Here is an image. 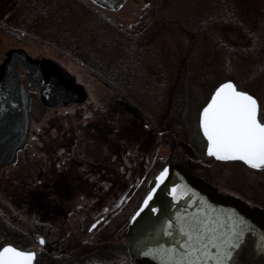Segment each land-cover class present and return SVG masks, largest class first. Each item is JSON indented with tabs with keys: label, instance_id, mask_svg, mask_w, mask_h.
Segmentation results:
<instances>
[{
	"label": "rangeland",
	"instance_id": "obj_1",
	"mask_svg": "<svg viewBox=\"0 0 264 264\" xmlns=\"http://www.w3.org/2000/svg\"><path fill=\"white\" fill-rule=\"evenodd\" d=\"M151 1L160 6L159 11L145 18L154 20L152 52L134 71L129 86L133 88L124 96L129 106L118 102V94L110 88L111 84L84 66L80 59H72L42 38L28 34L15 36L0 28V64L10 49L24 48L36 59L54 62L85 95L80 102L51 107L43 103L39 90H30L32 118L28 143L18 153L17 162L3 168L0 176V214L16 228L7 231L0 222V245L13 236H22L40 253L37 239L43 236L51 248L41 252L37 264H71L65 257L84 258L90 264H136L128 253L125 239L123 242L127 221L149 179L162 162L169 161L185 164L221 190L264 208V168L253 169L239 160L214 159L205 153L201 138L197 139L200 137L199 111L218 84L216 77L224 74V69L221 51L215 55L210 53L211 63L190 53L193 48L197 49L190 33L192 25L187 21L193 0H126L117 10L96 7L129 27L140 21ZM198 1L206 4L211 0ZM243 1L247 10L244 14H249L252 5H264L262 0ZM19 2L0 0V13L8 15ZM26 12L23 23L28 28L51 40L59 37L68 47H80L77 35L71 30L72 24L63 26L60 20L50 17L42 21L31 16L30 10ZM225 24L220 23L216 29L220 30L226 44L242 41L241 32L231 25V29L225 27L228 37L221 29ZM94 48L83 43L82 50L85 55L94 56ZM16 70L27 83L24 68L16 67ZM251 88L260 99L264 98V73L259 74ZM130 108H135L141 118L132 116ZM135 124L140 128L139 148L114 135L117 127L124 125L131 130ZM118 149L124 153L123 190L111 185L110 179L115 177L103 171L104 162L112 175L117 176L116 170L121 168L115 153ZM148 149L151 150L148 152ZM134 159L138 161L137 169L140 168V189L125 194L129 198L123 206H112L121 192L128 191ZM79 177L89 182V193L78 192L66 200L49 187L57 178H67L74 185L72 181ZM39 181L46 183L40 190L45 189L44 199L49 201L47 206L52 211L47 220L38 211L41 207ZM115 211L118 213L114 214ZM105 213H113L115 221L122 219L124 228L113 227L111 218L91 233V223ZM53 257L56 260H52Z\"/></svg>",
	"mask_w": 264,
	"mask_h": 264
},
{
	"label": "water",
	"instance_id": "obj_2",
	"mask_svg": "<svg viewBox=\"0 0 264 264\" xmlns=\"http://www.w3.org/2000/svg\"><path fill=\"white\" fill-rule=\"evenodd\" d=\"M91 1L109 10H117L126 2ZM16 66L25 69L27 83L22 81ZM30 89L39 90L41 100L51 107L76 100L71 82L54 62L42 60L38 65V60L24 48L10 49L0 64V172L4 166L17 161L18 152L28 142ZM206 154L209 155L207 146ZM163 168L168 173L157 185L155 178ZM152 189H155L152 199L144 205V198ZM153 208L157 211L153 212ZM192 224L198 225L200 233L206 236H211L213 229L217 235L233 227L239 229L241 238L229 264H264V209L218 190L178 162L166 163L150 178L140 204L130 216L125 234L130 257L137 264H174L168 254L178 256L186 251L184 243L188 238L181 229ZM20 249L35 252L33 264H36L35 249ZM214 252L213 243L209 245V255Z\"/></svg>",
	"mask_w": 264,
	"mask_h": 264
},
{
	"label": "trees",
	"instance_id": "obj_3",
	"mask_svg": "<svg viewBox=\"0 0 264 264\" xmlns=\"http://www.w3.org/2000/svg\"><path fill=\"white\" fill-rule=\"evenodd\" d=\"M242 1L211 0L210 3L204 4L193 0V6L187 14V21L192 25L190 33L194 36L197 49L193 48L190 53L198 59L202 57L206 63H211L212 55L221 51V67L224 69V74L218 75L215 83L232 79L238 87L253 93L258 98L259 104L264 106V98L260 99L253 90L254 88H251L254 81L259 79V74L264 73V5H252L249 14H244L247 10ZM159 9L160 6L151 1L140 21L126 27L106 12L97 9L90 0H20L8 15L0 13V28L15 36L28 34L42 38L71 56L72 59H80L84 66L111 85L127 87L131 86L134 71L145 62L146 55L152 52L150 43L153 39L152 21L154 20L152 17L145 18ZM28 10L31 11V16L35 15L34 18H40L42 21L50 17L53 20H60L63 26L72 24L71 30L77 35L80 47H68L61 42L59 37L51 40L40 35L36 30L28 28L23 23L24 15ZM220 23H226L221 29L225 30L228 37L225 27L228 26L231 29L229 26L231 25L237 28L241 32L242 41L234 40L230 41L229 45L226 44V40L220 35V30L216 29ZM83 24L86 26L85 29ZM83 43L93 45L96 54L94 56L85 55L82 50ZM129 92L124 91L122 94L127 96ZM189 107L191 108V105ZM263 114L260 113V116ZM198 139L200 141V137ZM164 163L162 162L158 169ZM146 189L147 185H145L143 194ZM0 222L5 230H16L15 226L8 223L2 214H0ZM6 242H11L21 248L31 247L22 239V236H13ZM3 244L4 242L1 245ZM65 258L74 264H90L80 257ZM40 260L41 254L38 256V262ZM52 260L56 258L53 257Z\"/></svg>",
	"mask_w": 264,
	"mask_h": 264
},
{
	"label": "snow or ice",
	"instance_id": "obj_4",
	"mask_svg": "<svg viewBox=\"0 0 264 264\" xmlns=\"http://www.w3.org/2000/svg\"><path fill=\"white\" fill-rule=\"evenodd\" d=\"M258 113H264V106L258 104L254 95L239 89L231 79L219 83L199 114V126L207 138L208 154L222 160L239 159L254 168H264V116ZM167 173V168L160 171L155 178L157 185ZM154 191L148 192L144 205L149 204ZM152 211L156 212L157 209L153 208ZM181 231L188 238L184 243L186 251L178 256L168 254L174 264H229L242 234L233 227L219 235L213 229L212 235L206 236L200 233L196 224ZM38 239L40 243L44 242L43 237ZM213 243L215 252L210 256L209 245ZM35 255L33 251L5 244L0 247V264H33Z\"/></svg>",
	"mask_w": 264,
	"mask_h": 264
},
{
	"label": "flooded vegetation",
	"instance_id": "obj_5",
	"mask_svg": "<svg viewBox=\"0 0 264 264\" xmlns=\"http://www.w3.org/2000/svg\"><path fill=\"white\" fill-rule=\"evenodd\" d=\"M41 62H42V60H38V65H41ZM17 67H21V66H17ZM64 76H66V75L64 74ZM70 82H71V80H70ZM72 85H73L74 92L76 94V100L74 102H72V103L80 102V101L84 100L85 99L84 92L80 88H78L76 85H74L73 83H72ZM110 88L113 89L118 94L117 97H116L117 101L120 102V103H124L125 104L126 101H125L124 95L122 93L124 91H129L130 88H133V87H129V86H127V87L126 86L115 87V86L111 85ZM126 103H127L126 105L129 106V103L128 102H126ZM62 104H60V105H62ZM130 111H132V113H131L132 116L135 115L137 117V119L141 118V114L139 112H137V110L135 108L131 109ZM262 122H264V121L262 120ZM116 131H117V133H114V135L120 136L119 139L122 137V138H124V140L131 141L133 143V145H136L138 148L140 147V138H139L140 128H139L138 124L133 125L131 130L130 129H126V127L124 125H122L120 127H117ZM200 138H201L203 144H205V146H206L205 138L202 137V136ZM205 146H204V148H205ZM120 147H123V143L120 145ZM150 150L151 149H148V152ZM115 153L117 154L116 155L117 162L120 163V166H121L120 169L117 168V170H116V172L118 173L117 176H113L112 175L113 173L111 172L110 168L104 162H103V165H104L103 171H106V174L110 175L111 177H115L116 178V179L115 178H111L110 179L111 185L115 184L118 189H122L123 190L124 189L123 186H124V182H125V178H124V174H125L124 172L125 171H124V165H123V163H124V153H123V150H121V149L116 150ZM132 163H135L134 164L135 166H134V169H132L133 177H132V180L130 181V184L128 186V189H127L128 191H126V193H125V191L121 192V194L117 198V200L112 202V206H115V205L116 206H123L125 201L129 198L125 194H127L128 192H134L135 190L138 191L140 189V168L137 169V164H138L137 159L136 160L135 159L132 160ZM7 166L8 165H6L5 167H7ZM5 167H3V168H5ZM1 173H2V170H1ZM1 173H0V176H1ZM0 180H1V177H0ZM208 181L211 182L214 186H216L220 191L228 193L226 191L221 190L212 181H210V180H208ZM72 182H74V185H71L67 178H59V179L57 178L56 180H54L52 182V185L49 186V187H52L54 190L56 189V191L61 194V197L63 199H66V200H69L70 197L73 196V195L75 197V195L78 192H80V194L83 195L85 192L89 193L91 191V188L88 185L89 182L83 181L81 179V177L74 178V181H72ZM45 186H46V183L44 181H39V186H38V190H39L38 191V199H39V201L38 202H41V204H40L41 207L39 208L38 211H39V215L41 217H43V218H46V220H47L48 216H52L51 215L52 211H50V209L47 206V202H49V201L44 199L45 198V192H44L45 189L44 190H40L41 188H44ZM87 195H91V194H87ZM231 195H233V194H231ZM236 197H239V196H236ZM56 212H57V210H56ZM113 213L117 214L118 212L115 211ZM113 213H111L109 215L107 213H105V214L97 217L94 221L92 220L93 222L91 223V225L89 227V231L91 233L93 231H96L101 225L103 226L111 218L114 221V223L116 224L115 225L113 223V227L116 226L117 229H118V227L121 226V227L124 228L123 220L122 219H120V220L116 219V221H115L113 219V217H112ZM93 225H95V227H93ZM39 237H43V236H39ZM123 242H124V238H123ZM37 243L41 247L40 254H41V252L50 251L49 250L51 248L50 244L46 241L45 238H44V242L43 243H40L39 239H37ZM41 264H44V262H42ZM71 264H74V263H71Z\"/></svg>",
	"mask_w": 264,
	"mask_h": 264
}]
</instances>
